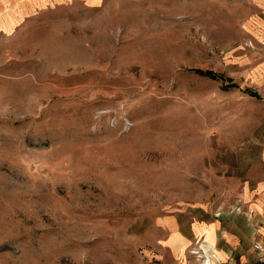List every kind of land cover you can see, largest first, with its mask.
I'll return each instance as SVG.
<instances>
[{
	"label": "rangeland",
	"instance_id": "rangeland-1",
	"mask_svg": "<svg viewBox=\"0 0 264 264\" xmlns=\"http://www.w3.org/2000/svg\"><path fill=\"white\" fill-rule=\"evenodd\" d=\"M263 104L264 0L39 5L0 33V264H168L126 233L204 199Z\"/></svg>",
	"mask_w": 264,
	"mask_h": 264
},
{
	"label": "crops",
	"instance_id": "crops-1",
	"mask_svg": "<svg viewBox=\"0 0 264 264\" xmlns=\"http://www.w3.org/2000/svg\"><path fill=\"white\" fill-rule=\"evenodd\" d=\"M53 1L0 0V33ZM241 134L206 157L204 199L177 204L126 234L150 243L168 264H264V104L251 130ZM140 244L119 243L118 251L136 253L133 262L115 257L93 264H140Z\"/></svg>",
	"mask_w": 264,
	"mask_h": 264
},
{
	"label": "trees",
	"instance_id": "trees-1",
	"mask_svg": "<svg viewBox=\"0 0 264 264\" xmlns=\"http://www.w3.org/2000/svg\"><path fill=\"white\" fill-rule=\"evenodd\" d=\"M204 74L209 75V76H211V77H215V76H216L214 73H212V72L209 71V70L205 71ZM230 86H235V83H230ZM246 90H248V89H246ZM247 92H248L251 96L260 97V95L258 94V92L255 91V90H248Z\"/></svg>",
	"mask_w": 264,
	"mask_h": 264
},
{
	"label": "built area",
	"instance_id": "built-area-1",
	"mask_svg": "<svg viewBox=\"0 0 264 264\" xmlns=\"http://www.w3.org/2000/svg\"><path fill=\"white\" fill-rule=\"evenodd\" d=\"M255 247H256V248H259V245H258V243H255Z\"/></svg>",
	"mask_w": 264,
	"mask_h": 264
}]
</instances>
